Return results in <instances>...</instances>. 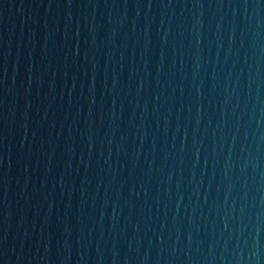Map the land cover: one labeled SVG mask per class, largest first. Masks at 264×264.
Masks as SVG:
<instances>
[{"label": "water", "instance_id": "water-1", "mask_svg": "<svg viewBox=\"0 0 264 264\" xmlns=\"http://www.w3.org/2000/svg\"><path fill=\"white\" fill-rule=\"evenodd\" d=\"M0 264H264V0H0Z\"/></svg>", "mask_w": 264, "mask_h": 264}]
</instances>
